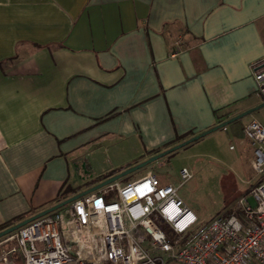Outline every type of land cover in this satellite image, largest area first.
Masks as SVG:
<instances>
[{"label":"crops","instance_id":"obj_1","mask_svg":"<svg viewBox=\"0 0 264 264\" xmlns=\"http://www.w3.org/2000/svg\"><path fill=\"white\" fill-rule=\"evenodd\" d=\"M260 69L264 0H0V226L250 109Z\"/></svg>","mask_w":264,"mask_h":264},{"label":"built area","instance_id":"obj_2","mask_svg":"<svg viewBox=\"0 0 264 264\" xmlns=\"http://www.w3.org/2000/svg\"><path fill=\"white\" fill-rule=\"evenodd\" d=\"M254 81L264 100V70H255ZM242 131L258 181L204 223L179 193L190 170L180 169L178 184L149 170L14 230L23 264H264V124L251 118Z\"/></svg>","mask_w":264,"mask_h":264},{"label":"rangeland","instance_id":"obj_3","mask_svg":"<svg viewBox=\"0 0 264 264\" xmlns=\"http://www.w3.org/2000/svg\"><path fill=\"white\" fill-rule=\"evenodd\" d=\"M256 107L238 120L211 131L161 158L135 169L117 180L127 183L152 170L166 182L178 184L180 169L186 167L192 177L179 188L184 201L196 212L198 224L233 205L257 180L252 167V147L243 134L240 122L256 118L264 124V100L254 94ZM251 107V108H253ZM250 202L253 203L251 197Z\"/></svg>","mask_w":264,"mask_h":264},{"label":"water","instance_id":"obj_4","mask_svg":"<svg viewBox=\"0 0 264 264\" xmlns=\"http://www.w3.org/2000/svg\"><path fill=\"white\" fill-rule=\"evenodd\" d=\"M262 104H264V102ZM255 108L256 107L247 109V110L242 111V112H240V113H238V114H236V115H234V116H232V117H230V118H228L226 120H223V121H221V122L209 127L208 129H205V130H203V131H201V132H199V133H197L195 135H192L191 137H189V138H187V139H185L183 141H180V142H178V143H176V144H174V145H172V146H170V147H168V148H166V149H164L162 151H159V152H157L155 154H152V155H150L149 157H147L146 159H144L142 161H139V162H137V163H135L133 165H130V166H128V167H126V168H124V169H122V170H120V171H118V172H116V173H114L112 175H110V176H107L106 178L98 181L97 183H95V184H93V185H91V186H89V187H87V188H85V189H83V190H81V191H79L77 193H74L73 195H71L69 197H66L65 199H63V200H61V201H59V202H57V203L45 208V209H42V210H40V211H38L36 213H33L32 215H30V216H28V217H26V218H24V219H22V220H20V221H18L16 223L12 224L10 226H7L4 229H1L0 230V237L5 235V234H8V233H10V232H12L14 230H16L20 226L24 225L25 223H27V222H29V221H31V220L39 217V216H42V215H44V214H46L48 212H51V211H53V210L65 205V204L71 202L72 200L78 198L79 196H82V195H84L86 193L94 191V190L100 188L101 186H103V185H105L107 183H110V182H113V181L117 180L121 176H123V175H125V174H127V173H129V172H131V171H133L135 169H138V168H140L142 166H145V165H147V164H149V163L161 158L162 156L174 151L175 149H177V148H179L181 146H184V145H186V144H188V143L200 138L201 136H203V135H205V134H207V133H209L211 131H214V130H216L218 128H221V127H225V125H227L228 123H230V122H232L234 120H237V119H239V118L251 113Z\"/></svg>","mask_w":264,"mask_h":264},{"label":"trees","instance_id":"obj_5","mask_svg":"<svg viewBox=\"0 0 264 264\" xmlns=\"http://www.w3.org/2000/svg\"><path fill=\"white\" fill-rule=\"evenodd\" d=\"M225 126H226V125H225ZM112 172H113V171H112ZM109 174H111V172H110V173H107V174H101V175H98V176H96V177L90 179L89 181H87L86 186H91V185L97 183L98 181H100V180L106 178L107 176H109ZM76 192H77V189L66 190V192H65L64 195H63V198H66V196H67L68 193H72V194H73V193H76ZM22 219H23V216H17V217H15L14 219H12L11 221H9L8 223H6L5 225L0 226V230L3 229V228H5V227H7V226L12 225V224H13L14 222H16V221H19V220H22ZM13 232H14V231H12V232H10V233H8V234H11V233H13ZM167 233H168L171 237L174 236V234H173L170 230H167ZM5 235H6V234H5Z\"/></svg>","mask_w":264,"mask_h":264}]
</instances>
